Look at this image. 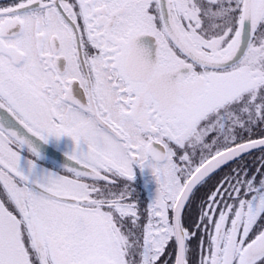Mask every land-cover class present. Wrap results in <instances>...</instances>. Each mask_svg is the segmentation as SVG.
<instances>
[{
    "label": "flooded vegetation",
    "instance_id": "flooded-vegetation-1",
    "mask_svg": "<svg viewBox=\"0 0 264 264\" xmlns=\"http://www.w3.org/2000/svg\"><path fill=\"white\" fill-rule=\"evenodd\" d=\"M194 1L0 0L3 264L12 263L5 223L22 236L14 252L26 264L175 263L173 216L186 181L214 156L264 138V106L249 107L246 127L204 138L198 151L207 158L192 164L197 139L179 125L209 97L206 72L223 69L207 64L233 57L243 13L238 5L231 55L212 62ZM252 5L250 40L260 19ZM34 199L72 211L41 218L28 209ZM180 223L185 264H264V149L205 178Z\"/></svg>",
    "mask_w": 264,
    "mask_h": 264
},
{
    "label": "rangeland",
    "instance_id": "rangeland-1",
    "mask_svg": "<svg viewBox=\"0 0 264 264\" xmlns=\"http://www.w3.org/2000/svg\"><path fill=\"white\" fill-rule=\"evenodd\" d=\"M192 4V6H196L194 0ZM200 4H203V7H197L196 10L202 9L206 22V29H202V34L205 35L207 42L206 48L202 50V53L209 61H224L229 58L235 48V38L233 37L237 33L238 16L236 15L234 19L233 15L238 5L242 9L243 0H201ZM252 6H254V10L256 9L260 12V19H257L258 23L252 33V38L244 56L230 67L208 70L206 72L208 75L207 80L212 82V84L210 83L211 91L208 90V92L210 91L209 97H205L204 100L203 98L201 99V102L203 100V108L200 114L196 113L195 109L192 108L187 113V116H191L190 121L179 125L182 130H187L188 134L192 135V139H197V141L195 140L196 142L193 141V143L195 142L193 145L189 146L192 153V164H199L207 158L208 152L204 151L202 154L201 151H198V148H202L201 144H203L204 138L207 139L209 137L211 142L218 141L220 135L232 138V129L236 122L239 128L246 127L247 122L245 124V121L246 114L249 112L248 108L250 107L258 112L264 106V0H253ZM221 16H224L225 22L218 21ZM232 20L235 22H232ZM194 114L196 115L193 116ZM196 117L199 118L197 124L194 122ZM255 117L259 116L255 115ZM219 118V133H216L217 119ZM209 124L211 125L209 126ZM194 128L196 129L194 130ZM200 140H202L201 143ZM231 141L228 140L229 143ZM59 195L71 194L66 192V190L63 192L59 188ZM33 196L38 197L36 195ZM55 208H59L60 220L61 211L65 210L63 213L65 217L72 211H69L70 206L51 200L34 199L30 200L28 205L29 211L32 214H38L41 218L45 210L51 211L50 209ZM60 220L58 225L61 223ZM2 226H5L8 232L7 234H2V236L7 235L4 237L7 240L5 247L8 251H4V253L9 252L4 256V260L8 262L9 258H11L12 263L8 262L9 264H26L25 262L27 261L23 252L19 249L14 252L15 247L21 246L19 238L22 236L19 235L17 229L9 228L6 223ZM99 244H104V242H99ZM8 246L14 247L8 248ZM0 260L2 264L5 262L3 259ZM34 261H36V257L35 259L30 258V264H34ZM64 261L65 264L67 262H69L68 264H73L71 257H64ZM98 264L104 263L101 260Z\"/></svg>",
    "mask_w": 264,
    "mask_h": 264
},
{
    "label": "water",
    "instance_id": "water-1",
    "mask_svg": "<svg viewBox=\"0 0 264 264\" xmlns=\"http://www.w3.org/2000/svg\"><path fill=\"white\" fill-rule=\"evenodd\" d=\"M251 2L252 0H243V13H242V26H241V35L240 43L235 51L233 57L224 63H212L207 64L209 67L215 68H224L231 66L234 63H237L244 55L251 37ZM184 51V49H183ZM186 52V51H185ZM264 149V138L254 140L248 143H244L233 148H230L213 158L206 161L186 181L184 187L182 188L174 209L173 216V229H174V238L176 243V254H175V263L174 264H185V240L183 231L180 223V216L183 210V207L191 194V192L209 175L221 169L222 167L236 161L237 159L253 152L256 150ZM39 189V188H38ZM41 193V189H39ZM46 194V193H43ZM59 201H70L59 198Z\"/></svg>",
    "mask_w": 264,
    "mask_h": 264
}]
</instances>
